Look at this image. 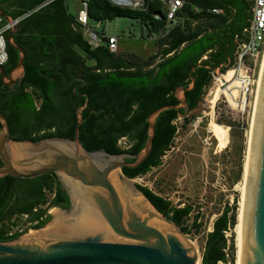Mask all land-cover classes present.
<instances>
[{
    "label": "trees",
    "instance_id": "1",
    "mask_svg": "<svg viewBox=\"0 0 264 264\" xmlns=\"http://www.w3.org/2000/svg\"><path fill=\"white\" fill-rule=\"evenodd\" d=\"M14 1L19 7L14 17H23L14 39L26 51V60L22 88L6 109L0 108L9 120L12 137L31 141L73 139L76 111L88 100L82 113L80 141L90 152L105 150L110 154L139 153L147 140L148 116L163 106L178 105L174 96L178 87L187 89L189 111L199 106L212 79V72L204 66L217 69L224 65L223 74L233 66L236 41L249 26L252 7L250 0H186L176 26L167 32V23L153 17L159 3H150L146 12H138L114 7L109 0H90L92 21L140 20L148 37L161 34L158 53L142 62H130L111 53L106 45L92 49L69 14L66 0L44 6L48 0ZM214 9L220 13L213 14ZM8 54L7 65L16 66L18 52L8 46ZM200 64L203 66L198 67ZM178 118L174 110L157 118L151 153L138 168L123 169L128 178H139L161 165L174 141ZM122 139L130 143L128 149L119 146ZM138 187L175 223L191 214L190 207L175 208L148 187ZM69 205L53 174L31 180L0 179V242L16 240L28 232L10 231L13 224L7 223L14 216H26L30 228L39 230L51 219L48 210ZM230 213L227 207L207 234L202 264L228 262L227 250H234V245L228 246L226 234L236 225V215ZM199 231L198 225L197 235Z\"/></svg>",
    "mask_w": 264,
    "mask_h": 264
},
{
    "label": "water",
    "instance_id": "2",
    "mask_svg": "<svg viewBox=\"0 0 264 264\" xmlns=\"http://www.w3.org/2000/svg\"><path fill=\"white\" fill-rule=\"evenodd\" d=\"M0 16L13 23L7 43L19 54L10 77L0 66L4 85L10 87L24 77L26 51L14 39L18 23L2 10ZM204 67L215 78L222 76L224 65ZM186 91L178 87L174 93L178 105L163 106L148 116L147 140L139 153L90 152L83 147L79 130L88 100L76 111L73 139L16 140L8 118L0 112V179L31 180L53 174L70 204L66 209L53 208L50 221L30 235L0 242V264H198V252L189 239L197 229L184 232L153 205L135 179L123 173L149 157L156 121L163 112L174 110L179 118L187 117ZM191 217H185V225L194 223ZM240 240V264H264V55L252 117Z\"/></svg>",
    "mask_w": 264,
    "mask_h": 264
},
{
    "label": "rangeland",
    "instance_id": "3",
    "mask_svg": "<svg viewBox=\"0 0 264 264\" xmlns=\"http://www.w3.org/2000/svg\"><path fill=\"white\" fill-rule=\"evenodd\" d=\"M67 7L69 14L76 18L78 3L68 0ZM104 27L107 35L119 36L117 54L126 61L142 62L160 50L158 39L144 38L142 28L134 21L117 18L105 23ZM261 65L262 60L256 71L250 73L246 96H243V79L233 67L218 78L212 76L199 106L188 113L186 120L178 118L174 122L177 132L171 148L161 159V165L135 179L138 185L173 201L177 207L192 209L191 214L194 219L198 218L200 231L189 239L198 252V264H202L207 234L227 207L231 210L230 215H236V225L226 234L228 246L234 245V250H227L226 264L240 262L236 227L243 213L244 170L249 158ZM119 146L128 149L130 143L122 139ZM47 197L50 199L51 195L47 194ZM48 213L55 214V211L51 209ZM26 220V216H14L7 224H13L12 233L27 230L26 235H30L35 230ZM52 226H56V222L52 221Z\"/></svg>",
    "mask_w": 264,
    "mask_h": 264
},
{
    "label": "built area",
    "instance_id": "4",
    "mask_svg": "<svg viewBox=\"0 0 264 264\" xmlns=\"http://www.w3.org/2000/svg\"><path fill=\"white\" fill-rule=\"evenodd\" d=\"M54 0H48L44 5ZM68 1V0H66ZM79 5L75 22L83 30V38L92 49L106 45L108 50L117 54L119 36H109L103 22L92 21L89 17L90 0H70ZM252 7L250 11L249 26L243 31V38L237 39V47L234 54L233 70L238 71V75L243 79L242 85L245 87L243 96L248 93V80L250 73H254L260 65L264 55V0H250ZM112 6L129 9L138 12H146L150 3H159V8L154 12L153 17L156 21H165L166 31L176 26L178 15L184 8L186 0H109ZM195 11H198L197 9ZM213 14H219L218 10H212ZM23 17L15 20L20 22ZM128 19V18H126ZM140 25L142 29L145 25L140 20H132ZM13 23H5L0 16V66H5L9 61L8 43L6 35L11 29ZM165 34V32H164ZM147 39H153V36L145 35ZM161 37L157 35V39ZM246 74V75H244ZM223 75V73H222ZM213 76V74H212ZM20 230L19 232H22Z\"/></svg>",
    "mask_w": 264,
    "mask_h": 264
},
{
    "label": "flooded vegetation",
    "instance_id": "5",
    "mask_svg": "<svg viewBox=\"0 0 264 264\" xmlns=\"http://www.w3.org/2000/svg\"><path fill=\"white\" fill-rule=\"evenodd\" d=\"M15 4L16 3L14 0H8V1L0 0V10H2L8 17L12 18L14 21L17 20L14 17V15L18 11ZM7 36H8V33L6 35V39H7ZM7 64L2 67H3V70L6 76L10 77L12 70L15 68V66L12 67L11 65H7ZM21 88H22V80L15 83L14 85L10 87L4 85V82H3V79L0 73V108L6 109L10 101L16 97L17 93L19 92ZM1 165H2V162L0 161V166ZM185 217H187L186 220H190L192 218L191 214L185 215L182 220L180 221L177 220L178 221L177 225L182 226L183 227L182 229H184L186 233H190L194 228L198 229V223L196 222V219L194 220L193 224L185 225V222H186Z\"/></svg>",
    "mask_w": 264,
    "mask_h": 264
},
{
    "label": "bare ground",
    "instance_id": "6",
    "mask_svg": "<svg viewBox=\"0 0 264 264\" xmlns=\"http://www.w3.org/2000/svg\"><path fill=\"white\" fill-rule=\"evenodd\" d=\"M262 61H263V58H262ZM262 66V65H261ZM245 180L247 178V167L245 168ZM246 182V181H245ZM246 186V185H245ZM244 188V187H243ZM243 201V200H242ZM241 223H242V215H240V218H239V222H238V225L236 227V230H237V233H238V243H239V249H240V257H241V240H240V232H241ZM240 261V260H239ZM240 264V262H239Z\"/></svg>",
    "mask_w": 264,
    "mask_h": 264
},
{
    "label": "crops",
    "instance_id": "7",
    "mask_svg": "<svg viewBox=\"0 0 264 264\" xmlns=\"http://www.w3.org/2000/svg\"><path fill=\"white\" fill-rule=\"evenodd\" d=\"M77 3V2H76ZM16 8H17V10H19V7H17V5H16ZM143 34H144V36L147 34L146 32H143ZM145 38H146V36H145ZM153 38H156L157 39V36H155V35H153Z\"/></svg>",
    "mask_w": 264,
    "mask_h": 264
}]
</instances>
